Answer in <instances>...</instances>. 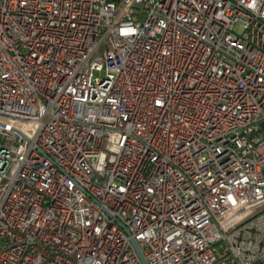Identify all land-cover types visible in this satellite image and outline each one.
<instances>
[{
    "label": "built area",
    "instance_id": "built-area-1",
    "mask_svg": "<svg viewBox=\"0 0 264 264\" xmlns=\"http://www.w3.org/2000/svg\"><path fill=\"white\" fill-rule=\"evenodd\" d=\"M0 264H264V0H0Z\"/></svg>",
    "mask_w": 264,
    "mask_h": 264
},
{
    "label": "water",
    "instance_id": "water-1",
    "mask_svg": "<svg viewBox=\"0 0 264 264\" xmlns=\"http://www.w3.org/2000/svg\"><path fill=\"white\" fill-rule=\"evenodd\" d=\"M136 250H137V249H136ZM137 252H138V255L140 256L141 260L143 261L140 252H139L138 250H137Z\"/></svg>",
    "mask_w": 264,
    "mask_h": 264
}]
</instances>
